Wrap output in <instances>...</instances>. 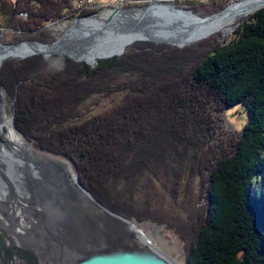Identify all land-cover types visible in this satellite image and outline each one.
Returning <instances> with one entry per match:
<instances>
[{
	"label": "trees",
	"instance_id": "16d2710c",
	"mask_svg": "<svg viewBox=\"0 0 264 264\" xmlns=\"http://www.w3.org/2000/svg\"><path fill=\"white\" fill-rule=\"evenodd\" d=\"M71 1L18 0L14 14L25 11L28 17L24 20L20 17L13 23L21 24L25 32L35 31L48 21L60 19L69 11ZM215 1L212 0V3ZM245 19L241 23L244 25L235 30L229 41L214 47L194 71L195 83L218 97L227 107L242 105L247 113V122L237 151L222 157L217 168L214 165L211 171L206 222L188 250V264H264V8L249 21ZM161 48L146 51L147 57L144 58L149 65L146 75L150 78L151 96L162 90L161 94L165 95L171 86L174 91L175 82L181 78L180 59L174 58L171 50L163 51ZM36 57L6 62L9 80L21 79L27 87L37 89L28 94L32 108H19L17 120L20 129L34 138L40 148L71 156L86 188L100 201L119 211L114 202L124 196L115 192L117 183L129 188V182L137 177L138 171L142 175L157 174L156 168H150L151 158L162 157L160 150L174 149L177 143L183 146L185 137L180 135V128L167 129L172 119L169 111L159 114L157 119L141 123L147 128L144 132H139L137 136L132 134L130 138L126 135L122 139L114 132L112 134L113 128L106 127L100 119L99 126L85 124L80 130L74 124H62V116L71 121L81 118L83 111L80 112L77 105L84 89L82 100L96 93L109 95L112 86L119 84L114 82V75L125 76L127 71L137 70L133 52L99 59L96 65L66 59L64 71L52 77L48 73L31 76L33 71L40 69L35 61L39 56ZM169 76L175 80L169 82ZM145 79L148 82L149 79ZM76 88L79 89L77 93ZM59 93L66 95L65 99L57 98L53 106H49L50 102L46 103L48 97L53 94L59 96ZM181 94H178L177 100L173 98L179 106L184 102ZM141 100L144 101V97ZM64 104L67 106L64 107ZM149 109L153 110L152 107ZM154 111H157L155 107ZM163 127L167 131L161 129ZM53 128L62 137L53 138ZM39 131L43 133H37ZM159 134L161 139L156 141ZM112 138L116 143L111 141ZM106 141L111 144L119 142L115 146V155L98 153L99 144ZM184 146L188 148L190 144ZM121 191L125 194L123 188Z\"/></svg>",
	"mask_w": 264,
	"mask_h": 264
},
{
	"label": "rangeland",
	"instance_id": "374dc122",
	"mask_svg": "<svg viewBox=\"0 0 264 264\" xmlns=\"http://www.w3.org/2000/svg\"><path fill=\"white\" fill-rule=\"evenodd\" d=\"M17 1L18 0H0L1 44L18 43L27 40L36 41L23 45V50L21 48L19 49L20 52L31 51L30 48L35 46L37 48L45 47L46 45L42 44H53L60 39L62 40L67 35L71 26L75 23V20L82 19L86 24H80V20L77 21V25H74L67 35V38H75L67 44L68 47L67 45L65 46V48H67L66 50L71 54H73L75 50L82 49V51H85H81L77 56L80 57V55H85L86 57L88 54L91 55L89 51H91L93 47L104 46L100 52L96 53L97 57L95 56L94 58V63L96 65L99 59L110 58L108 55L119 52L123 47L125 48L120 54L111 56L120 57L133 52L135 58L134 62L138 67L137 70L127 71L125 76L118 74L117 76L114 75V82L117 81L119 84H114V86H112L109 95L96 93L87 97L88 99L82 100L85 89L84 92L80 90L82 98L77 106H79L80 112L81 110L83 111L81 112V118L71 121L66 119L65 116H62L61 121L62 124L65 123L66 126L74 124V126L80 130L85 124L88 125L93 123L99 126V124H97L99 122L97 119H102L103 122L105 121L106 127L110 126L113 128L111 129L112 134L113 132L116 135L119 133L117 136L121 138L122 136L126 138L125 135L128 134L130 138V136L133 137L132 134H136L137 136L139 132L145 131L144 127L146 128V125L141 123L148 122V119L151 118L157 119L159 114L163 115L168 111L172 114V119L169 122L170 127H167V129L173 130L175 128H180V133H182L180 135L185 137L182 143L183 146L177 143V147L174 149L170 147L169 150L167 148L162 151L160 150L159 153L163 158L155 157L151 158V161L149 159L152 163V167L150 168L152 170L157 169V174L152 173L149 175L145 173L142 175L141 171H138L137 177L131 179L129 182V188H125L124 185L117 183V187L114 189L115 192H120L122 196H124L114 202L117 208H119V211L103 203L113 211L132 219L147 231L150 227L158 229L161 236L169 242L171 249H173V256L186 263L188 250L197 236L199 229L202 227L203 223L206 222V198L207 190L210 185L211 171H213L214 165L215 168H217L222 157L232 155L237 151L238 141L242 137L243 127L247 122V113L242 105L237 104L227 107L218 97L212 95L211 92L195 83L194 71L197 65L201 63V60L211 52L214 47L224 44V41H229L230 37L234 35L235 30L244 25L241 24L243 19L246 18L245 21H249L258 10L264 8V5L258 9L256 8V10L245 13L241 17H236V20L234 19V22L230 24H225V22L223 23L225 25L222 24L217 26L216 29L209 32L207 36L198 38L190 43L179 45L167 42H155L152 39L142 37L144 34H151L153 36V34H155L153 31L155 32L157 30H150L151 28H148L147 33H145L144 29H146V26H155L153 19L148 18H153V14L146 12L144 16L142 15L146 7H152L153 5H174L175 7L191 9L196 15L206 17L222 11L230 6V4L240 0H214L216 3H212V0H147V2H145L146 0H72L69 11L60 17V19L48 21L42 28L31 32H25L21 28V24H15L20 17H22L23 20L28 17L25 11H18V13L14 14ZM243 1L244 2L241 4L247 5L246 2L248 0ZM262 2H264V0ZM257 4H259V2ZM2 6H4V10H2ZM158 8L161 11V7ZM115 10L118 11L117 15H121L124 18L131 17L132 19V17H134L138 19L135 20L138 31L134 30L136 28H123L119 30V33L123 31L120 33L121 35L117 39L114 38V41H110V34L103 33L102 35H93V30L99 28L98 26L100 24L98 23L108 19L109 15ZM141 15L142 18L139 19ZM116 17L118 21L122 19L119 16ZM154 17H156V15ZM14 20L15 22L13 23ZM21 20L22 19H20V21ZM126 24H124V27H126ZM112 25H114L113 28H116V30L119 27V24ZM143 26H145V28L143 32H141V27ZM137 35L141 36L142 39H136ZM218 35H221L222 38ZM91 36H93L94 40L89 44L86 43L83 45L84 43H81ZM37 42L40 43V45L37 44ZM114 45L118 47L113 48ZM54 47L55 46L52 45L50 49L54 50ZM159 47H163L161 48L163 51L171 50L172 56L180 59L179 61H181L180 64L182 65V71L180 72L181 78L175 82L174 91L171 86V88L167 89L165 95L163 93L161 94V92H163L162 90L161 92L153 94L152 96L154 97L150 99L152 97V89L150 87V78L146 75L147 72L149 73V65L144 61V58L147 57L146 51H155L158 50ZM65 48L63 47V49ZM68 52L60 53L56 51L48 55L39 52L22 58H13V56L10 55L4 58L5 60L0 66V128H2L5 117L6 121L9 122L8 124L12 128H15L18 133H21L30 144L32 143L31 146L34 147L35 150L44 149L45 151L53 153V151L48 149L40 148L36 144L34 138L27 136L20 129V123H18L17 117L20 107L29 106L32 108L29 105V95L33 90L37 89H33L30 86L27 87L23 84L21 79L18 81L17 79L9 80L7 75L9 71L6 68V62L23 61L29 57L37 58L36 56H39L38 61H35L40 69H37L38 71L35 72L33 71L31 76L48 73L52 77L56 73L64 71L66 59L87 63L86 59H76L71 56V54H68ZM17 74H19V72ZM145 78L149 79L148 82ZM174 80L175 79L171 80L169 76V82ZM4 82L6 84H4ZM77 92H79L78 88H76V93ZM179 93H182L181 96L184 99V102L180 106L173 102V98H175V100L178 99ZM58 95L59 96H55L53 94L52 97H48L46 103L50 102L48 104L52 107L57 98L63 100L66 97V95H60V93ZM143 97L144 101L141 100ZM149 100L152 101V111H148L151 110L149 109L151 108L149 106L151 101ZM32 106H34L33 103ZM66 106L67 105L64 104V107ZM154 107L157 111H154ZM130 110L131 112H129ZM133 110L136 112H132ZM31 112H33V109H31ZM51 113L52 111L50 110V114ZM158 124H160V122ZM118 127H121L120 130L117 129ZM161 129L167 131L164 127ZM37 133L42 134L43 132L39 131ZM52 136H55L53 138L62 137V135L58 133V130L54 128ZM160 139L161 134H159L156 141ZM111 141H114V139L112 138ZM109 143L110 141H106L99 144L98 153H108L111 155L113 152L114 154L112 155H115L116 150L114 147L117 146L119 142L117 144H115L116 142L114 144L110 143L111 146L108 150ZM187 143L190 144L188 148L184 146ZM22 149L24 150L22 147L21 149H17V152L21 151V163L27 162L28 164L29 162L33 163L37 161L36 159L30 158L29 151H31V147L25 148V152ZM189 150L191 151L188 152ZM58 154L71 158L74 162V166L77 167L71 156L64 152H58ZM45 163L48 164L46 161ZM77 176L80 179L79 175ZM150 176L152 178H150ZM122 188L125 190V194L121 191Z\"/></svg>",
	"mask_w": 264,
	"mask_h": 264
},
{
	"label": "water",
	"instance_id": "95a60500",
	"mask_svg": "<svg viewBox=\"0 0 264 264\" xmlns=\"http://www.w3.org/2000/svg\"><path fill=\"white\" fill-rule=\"evenodd\" d=\"M158 7H161V11ZM164 9L167 12H162ZM224 10L201 17L185 7L149 6L143 10V16L146 12L153 14V17L161 13L164 16L162 20L169 21L168 17L171 14L172 24H161L165 31H160L159 34L155 31V36L149 33L150 35L144 34L142 37L152 39L155 42L181 45L186 43L187 39H193L198 31H202L205 25L199 24L200 22L207 24L217 17H225L228 13L222 15ZM117 14L118 11L115 10L109 15L108 19L97 22L100 25L99 28L93 30V35L112 34L116 31L112 24H119L118 31L123 28L134 29L133 27L136 26L135 20L138 19L134 17L132 19L131 17L124 18ZM142 15L139 19L142 18ZM116 16L122 19L118 21ZM182 17L186 19L185 22ZM201 18L202 20H200ZM79 20L80 24H86L82 19H77L70 30L74 25H77L76 23ZM124 24H126V27H124ZM167 26L169 27L167 28ZM141 28L144 29L145 26ZM147 28L148 26L144 29L145 33L148 31ZM170 30L174 32H169ZM179 32H184L187 37L182 34V38L177 39L179 36L177 33ZM67 35L53 44L41 43L46 46L40 48L35 46L30 48L31 51L28 52H20L19 49L35 40L11 44L0 43V66L5 60L4 58L10 55L13 58H22L39 52L46 55L56 51L60 53L68 52L64 45L69 44L75 38H67ZM142 37L137 35L136 39H142ZM93 40V36H91L81 43L85 45ZM37 44L40 45L38 42ZM52 45L57 47L59 45L61 48L58 47L57 49L56 47L55 50H51ZM124 48L113 55L120 54ZM81 51L82 49L75 50L73 54L70 52L68 54L79 60L86 59L88 64H95L94 58L97 57V51L95 53L89 51L91 55L88 54L86 57L80 55L78 57L77 54L79 55ZM2 53L4 55H1ZM111 55L108 56L112 57L113 55ZM38 150L45 151L44 149H37L36 151ZM46 152L48 154L46 153L41 159L48 162L49 165H45L43 161L38 163V167L33 169V176H36L39 180L40 176L43 179V174H46L49 177L53 176V179L60 181V183L46 192L39 186L38 194L35 196L36 198L40 196L42 200L40 207L38 210L35 208L36 212L33 215L37 228L31 230L32 232L38 230V234L35 235L37 237L35 241L37 242L33 240L31 246L18 243L9 236L5 229L0 227V264H179L168 254L157 248L156 243L151 240L139 224L127 216L113 211L85 188L76 176L74 163L69 157L54 152ZM54 167L57 169H53ZM40 173L42 174L39 176ZM3 179H5V182L6 180L9 181L4 174ZM28 196H34V193H30L28 190L27 194H22L23 199ZM36 198L33 202L35 205L37 204ZM22 203L25 206L28 205ZM184 264H188L187 261Z\"/></svg>",
	"mask_w": 264,
	"mask_h": 264
},
{
	"label": "bare ground",
	"instance_id": "6f19581e",
	"mask_svg": "<svg viewBox=\"0 0 264 264\" xmlns=\"http://www.w3.org/2000/svg\"><path fill=\"white\" fill-rule=\"evenodd\" d=\"M262 1L263 0H248L246 2L247 3V5H246V4H241L244 1L240 0V1H237L233 4H230V6H228L222 12V15L228 13L225 17H222V18L217 17V18L209 21L207 24H203L202 22H200L199 24L205 25V27L202 29V31L201 30L198 31L194 35L193 39H187L186 43H190V42H192L198 38L207 36V34H209V32H211V31H213V29H216L217 26L222 25L225 22H226L225 24H230V23L234 22V19L236 17H241L245 13L256 10V8L258 9V8L262 7L264 5V2H262ZM258 2H259V4H257ZM172 6H174V5H172ZM165 11L167 12V10L164 9L163 12H165ZM158 16L159 17H157V15H156V17H153V18L148 17L150 19H153V23L155 24V26H151L148 28H151L150 30H156L157 29L156 30L157 34H159L160 31H165L164 27H162L161 24H172V15L171 14L169 15V17L167 16L169 21H163L162 17H164V16L162 14H159ZM197 16H200V15H197ZM201 17H204V16H201ZM182 20L184 22L186 21V19L184 17H182ZM200 20H202V18ZM225 24H223V25H225ZM168 27L169 26H167V28ZM133 28H136L134 30L138 31L137 30L138 27L134 26ZM172 31L173 30H170L169 32H172ZM122 32L123 31H121L120 33H122ZM141 32H143V29L141 30ZM120 33H119V31L116 30L115 32L110 34L109 35V38H111L110 41H114V38L117 39L121 35ZM153 33H155V32L153 31ZM182 34L184 37H187V35L184 34V32H179V33H177V35H180V36H178L177 39L182 38ZM153 36H155V34H153ZM186 43H184V44H186ZM66 45H64V46H66ZM56 47L57 46H55L54 48L56 49ZM58 47L61 48L59 45H58ZM58 47H57V49H58ZM103 47L104 46H100V47L95 46V47H93V49L91 51H94V53L96 51L100 52L103 49ZM117 47L118 46L114 45L113 48H117ZM89 49H91V48H89ZM1 55H4V54L2 53ZM100 120L103 121L102 119H100ZM8 123L9 122L6 121V119L4 117V122L2 123V128H0V182L2 181L0 183V227L5 229V231L9 234V236L14 241L21 243V244H26V245L29 244L31 246L33 240H34V242H37V241H35L37 238V237H35V235L38 232V230H35V232H32L31 230L37 228L35 225V222H34V216L33 215H35L36 209L38 210V208L41 205V201H42L40 199V196H38L37 198L35 197L36 194H38L37 191L39 190V186L41 188H43V190H45V192H46L47 190L48 191L52 190V188L59 185L60 181H58V180L55 181L53 179L54 178L53 176L49 177L46 174H43L44 176L42 179L40 176L42 173L38 174L40 176L39 180L37 179L36 176H33V172H34L33 169L38 167V165H37L38 163L43 161V163L45 165H49V163L46 164L45 161L41 159L44 157V155L46 153L48 154V152H46V151L44 152V151H40V150L36 151L35 148L31 146L32 143L30 144L21 133H18L15 130V128H12ZM102 123L103 122H101V124ZM120 128H119V130H120ZM144 130H145V127H144ZM127 132H128V130H127ZM118 134L119 133H117V135ZM122 138H124V137H122ZM156 139H158V137ZM21 147L24 148V150L22 149L24 152L26 151L25 148L31 147V151H29L30 152V154H29L30 158L36 159L37 161H35L33 163L29 162L28 164H27V162L21 163L20 162L21 151L17 152V149H21ZM111 154H114V153L112 152ZM69 159H71V158H69ZM165 165H167V164H165ZM74 168H75V174L77 176L79 174L78 169L76 166H74ZM53 169H57V168L54 167ZM3 174H4V176L7 177V179L9 181L6 180V182H5V179H3ZM3 184H4V186H3ZM28 190L30 191V193H34V196H28L27 198L23 199L22 194H27ZM35 198L37 199L36 205L33 203ZM22 202H24L28 205L25 206ZM144 230L147 232V234L151 238V240L156 243L157 248L162 250L164 253L168 254L171 258H173L176 261V263L184 264V262L176 259L173 256L174 255L173 249H171L169 242L161 236L158 229L150 227L148 229V231L146 229H144Z\"/></svg>",
	"mask_w": 264,
	"mask_h": 264
},
{
	"label": "flooded vegetation",
	"instance_id": "af4514ba",
	"mask_svg": "<svg viewBox=\"0 0 264 264\" xmlns=\"http://www.w3.org/2000/svg\"><path fill=\"white\" fill-rule=\"evenodd\" d=\"M3 5H4V3H3ZM2 10H4V6H2Z\"/></svg>",
	"mask_w": 264,
	"mask_h": 264
},
{
	"label": "built area",
	"instance_id": "2783aa9c",
	"mask_svg": "<svg viewBox=\"0 0 264 264\" xmlns=\"http://www.w3.org/2000/svg\"><path fill=\"white\" fill-rule=\"evenodd\" d=\"M145 2H147V0Z\"/></svg>",
	"mask_w": 264,
	"mask_h": 264
}]
</instances>
